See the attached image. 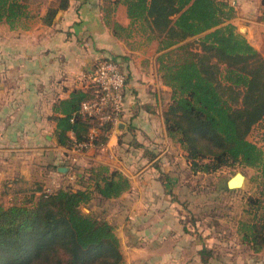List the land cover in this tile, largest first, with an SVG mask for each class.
Masks as SVG:
<instances>
[{
  "label": "crops",
  "instance_id": "0c3cea01",
  "mask_svg": "<svg viewBox=\"0 0 264 264\" xmlns=\"http://www.w3.org/2000/svg\"><path fill=\"white\" fill-rule=\"evenodd\" d=\"M56 1L29 3L26 17L13 28L0 22V203L7 205V196L10 204L21 194L24 199L53 192L84 167L104 164L130 181L120 197L105 201L122 210L107 217L119 238L122 264H174L176 254L178 264H201L200 243L187 241L184 234L172 250L144 242L151 225L180 229L172 188L189 172L184 151L163 125L170 88L158 69L159 39L142 28L143 21L129 17L124 0H68L47 23V10ZM221 1L234 7L229 21L244 26V37L264 58L263 0ZM104 58L115 60L127 78L120 122L101 147L59 145L54 104L81 88ZM68 135L73 138L72 132ZM118 230L128 242L121 243ZM133 250L141 254L134 258Z\"/></svg>",
  "mask_w": 264,
  "mask_h": 264
},
{
  "label": "trees",
  "instance_id": "16d2710c",
  "mask_svg": "<svg viewBox=\"0 0 264 264\" xmlns=\"http://www.w3.org/2000/svg\"><path fill=\"white\" fill-rule=\"evenodd\" d=\"M35 1L0 0V22L13 28ZM124 2L129 17L143 21L142 28L159 39L158 69L170 88L163 125L184 151L189 174H210L236 165L256 170L258 196L248 197L251 218L239 222V233L244 244L260 252L264 249V148L248 135L264 118V58L229 21L236 11L227 2ZM67 5L68 0H57L56 7L48 8L45 22ZM260 19L264 22V12ZM192 37L196 38L187 40ZM107 60L112 59L99 62ZM84 80L81 88H73L53 106L59 145L91 141L93 147H101L112 130L110 122L80 113L81 104L97 96L93 82ZM92 128L97 131L90 140ZM76 181L79 188L67 184L50 193H32L19 203H0V264H122L115 227L106 217L85 214L81 208L95 200L106 203L120 197L130 188L129 178L99 163L84 167ZM198 254L201 262L210 258L206 246Z\"/></svg>",
  "mask_w": 264,
  "mask_h": 264
},
{
  "label": "rangeland",
  "instance_id": "374dc122",
  "mask_svg": "<svg viewBox=\"0 0 264 264\" xmlns=\"http://www.w3.org/2000/svg\"><path fill=\"white\" fill-rule=\"evenodd\" d=\"M239 27H236V31L244 36L242 28ZM248 138L253 142L260 143L264 148V122L255 125ZM183 160L176 162L178 168L184 165ZM236 172L244 174L243 186L228 189L226 182ZM255 175L254 168L239 165L223 167L210 174L199 173L192 176L188 171L183 172L179 182L172 188L174 204H171L180 229L171 224L167 225V228L151 225L147 232L143 233L144 242L151 243L152 246L164 244L166 248L172 250L181 240V235L184 234L188 238L187 241L199 242L201 248L206 246L210 250V258L206 263L201 262V264H264V249L257 253L253 252L248 245L244 244L239 233V222L251 218V214L247 212L252 209L247 206L248 197L258 196V180H254ZM76 178L68 179L66 183H63V186L72 182L73 187H77ZM27 184L30 185L29 182ZM18 200L19 202L23 200V194L19 195ZM7 201L8 196L5 197L4 202L9 205ZM164 205L162 204V206ZM116 207H110L107 203H99L95 200L90 204L83 205L81 210L85 214L91 213L93 216L111 219ZM132 209L134 208L132 207ZM117 210L122 211L121 209ZM260 210L257 214L260 213ZM187 224H189L190 230L187 229ZM183 228L185 229L183 230ZM118 233L122 240L121 243L128 242L130 238L122 237L119 230ZM139 238L137 236V241L140 240ZM132 253L134 258L141 254L136 250H133ZM177 256L178 254L173 256L174 264L179 263H177Z\"/></svg>",
  "mask_w": 264,
  "mask_h": 264
},
{
  "label": "built area",
  "instance_id": "2783aa9c",
  "mask_svg": "<svg viewBox=\"0 0 264 264\" xmlns=\"http://www.w3.org/2000/svg\"><path fill=\"white\" fill-rule=\"evenodd\" d=\"M234 5V2L232 3ZM90 80L96 86V98L81 104L80 113L96 117L100 123L110 122L112 129L120 122L124 110V89L127 78L119 64L113 60L99 62L90 74ZM92 128L89 138L96 134ZM79 149L93 147L91 141L75 145Z\"/></svg>",
  "mask_w": 264,
  "mask_h": 264
},
{
  "label": "water",
  "instance_id": "95a60500",
  "mask_svg": "<svg viewBox=\"0 0 264 264\" xmlns=\"http://www.w3.org/2000/svg\"><path fill=\"white\" fill-rule=\"evenodd\" d=\"M239 28H242V32L244 34V26H240ZM60 171L64 172L65 170H64V168H60ZM236 179H237V181L235 183ZM244 180H245L244 174H242L241 172H236L232 177H230L227 180L226 186L228 189L241 188L243 186Z\"/></svg>",
  "mask_w": 264,
  "mask_h": 264
},
{
  "label": "bare ground",
  "instance_id": "6f19581e",
  "mask_svg": "<svg viewBox=\"0 0 264 264\" xmlns=\"http://www.w3.org/2000/svg\"><path fill=\"white\" fill-rule=\"evenodd\" d=\"M237 179L235 180V183H236Z\"/></svg>",
  "mask_w": 264,
  "mask_h": 264
}]
</instances>
